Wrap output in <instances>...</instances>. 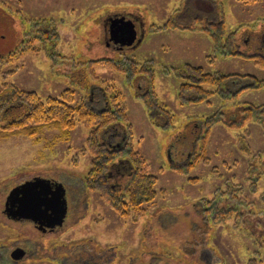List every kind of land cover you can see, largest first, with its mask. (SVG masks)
Returning a JSON list of instances; mask_svg holds the SVG:
<instances>
[{
    "label": "rangeland",
    "instance_id": "374dc122",
    "mask_svg": "<svg viewBox=\"0 0 264 264\" xmlns=\"http://www.w3.org/2000/svg\"><path fill=\"white\" fill-rule=\"evenodd\" d=\"M198 14L224 19L227 31H239L237 53L216 50ZM120 15L137 32L124 48L109 43V23ZM170 20L183 25L166 27ZM50 28L57 36L45 48L25 36ZM0 54L12 56L2 70H15L7 79L0 75V91L16 86L45 100L73 88L77 99L88 97L97 110L113 93H123L133 146L158 175V194L145 214L123 216L83 181L94 158L85 124L78 122L68 137L48 127L36 136L0 131V264H264V120L244 119L241 108L264 104V84L248 77L201 102L178 97L184 80L178 69L186 64L264 80V67L253 59L264 56V0H0ZM131 61L151 68L152 85L150 73L128 76L121 66ZM150 86L170 120L157 108L148 111L143 96ZM217 112L218 121L204 133L200 120ZM122 124L104 138L123 142ZM195 152L205 159L191 167ZM37 176L68 188L66 224L43 235L4 213L10 191ZM231 182L242 187L253 208L204 222L199 202L220 195ZM20 245L28 254L15 261L10 253ZM83 251L85 260L73 259Z\"/></svg>",
    "mask_w": 264,
    "mask_h": 264
},
{
    "label": "trees",
    "instance_id": "16d2710c",
    "mask_svg": "<svg viewBox=\"0 0 264 264\" xmlns=\"http://www.w3.org/2000/svg\"><path fill=\"white\" fill-rule=\"evenodd\" d=\"M242 1L254 3L258 0ZM195 16L196 19L204 22L201 23L204 24L203 30L211 36L216 50L237 53L234 50L237 48L239 31H227L224 19L209 20L208 16L210 15L200 16L198 14ZM179 25L183 24L170 20L166 27ZM39 29L35 31H39ZM34 32L27 31L25 36H33L34 40L41 42L43 48L47 44H53L57 36L56 31L51 28L40 34L36 33L37 36L33 34ZM7 55L0 54V75L5 79L15 72V70L10 72L2 70V67L12 57ZM253 59L258 65L264 67V56L258 54L253 56ZM121 67L133 79L144 73H150V85H152L154 74L150 67L142 64L139 68V63L136 62H132L130 65L124 63ZM178 70L181 79H184L178 87V97L183 102H186L185 100L201 102L211 94L221 92L223 86L228 85L229 82L233 83L235 80L248 77L253 83L264 84V80L258 79L255 75L221 71L207 72L202 66L192 64H186ZM150 88L143 96L148 111L151 112L157 108L170 120L172 114L164 108V105L161 106L154 89L152 90L151 86ZM189 92L195 94V97H191L190 100L187 97ZM123 95L121 92L113 93L108 105L97 110L90 104L88 97L77 99L76 91L73 88L65 89L60 96H50L44 100L36 91L21 90L16 86H5V89L0 91V121L4 122L0 126V131L6 135L22 133L36 136L42 128L48 127L59 129L63 136L68 137L78 122L85 124L90 128L88 147L94 155L92 166L83 179L85 185L92 190L100 191L119 214L140 217L145 214L146 205L153 203L157 197L158 175L150 171V163L146 155L133 146V127L129 121ZM241 108L243 109L242 115L245 114L244 119L264 120V104H248ZM9 111L12 112V115L6 116ZM217 115L218 112L200 120L203 122L204 133L209 132V127L218 121L219 116ZM121 122L127 128V134H125L123 142L114 145L111 138L106 140L104 135L111 130L112 126ZM204 126L207 130H204ZM204 159L205 156L202 152H195L189 166L192 167V164L194 166ZM192 180H198V178L195 177ZM231 183L226 190H221L220 195L216 194L212 198L202 199L199 202L204 222H222L223 219H228L227 217L231 214L240 215L253 208L251 207L253 202L241 195L244 191L242 187ZM238 201L242 203L240 210L235 207L238 205Z\"/></svg>",
    "mask_w": 264,
    "mask_h": 264
},
{
    "label": "water",
    "instance_id": "95a60500",
    "mask_svg": "<svg viewBox=\"0 0 264 264\" xmlns=\"http://www.w3.org/2000/svg\"><path fill=\"white\" fill-rule=\"evenodd\" d=\"M125 33L129 36L122 45L132 44L137 38L133 21L124 16L112 19L111 39L118 42L117 35ZM5 207L8 216L15 220H30L41 227L63 226L69 208L67 188L61 181L37 176L14 187L6 198ZM24 254V249L19 248L12 255L20 259Z\"/></svg>",
    "mask_w": 264,
    "mask_h": 264
},
{
    "label": "flooded vegetation",
    "instance_id": "af4514ba",
    "mask_svg": "<svg viewBox=\"0 0 264 264\" xmlns=\"http://www.w3.org/2000/svg\"><path fill=\"white\" fill-rule=\"evenodd\" d=\"M118 17H122V15H120V16H118ZM115 18H116V17H115ZM112 19H114V18H112ZM111 22H112V20L110 21L109 26L111 25ZM125 31H126V29L124 30V32H125ZM128 36H129V35H128L127 33H125V34H118V35H117V39H119L121 42H120V41L115 42V41L112 40L111 37H110L109 43L113 42V43H115L116 46H118V47H120V48H124V45H125V44L122 45V42H126ZM109 43H108V44H109ZM67 197H68V188H67ZM3 210H4V209H3ZM68 211H69V208H68ZM4 213L6 214V216H7L8 218H10L5 210H4ZM68 215H69V213L67 214V216H68ZM10 220H12V221L15 222V223H20V225H23L22 227H24V228H31V229H34L36 232H38L37 230H40V231L42 232V235H43V234H46V233H51V232L57 231V230H59V228H61V226H56V227H52V226H44V227H41L40 224L35 223V222H33V221H30V220H15V219H12V218H10ZM66 220H67V219H65V221H66ZM65 224H66V222H64L63 225H65ZM19 248H21V249L23 248L24 251H25V254H24V256L22 257V259L28 254V249L25 248L24 246H21V245H20V247L16 248V250H14V251H12V253H10V256H11L12 258H14L12 254H13L14 252H17V250L19 251ZM86 257H88V255H86V253L83 251V252L79 253L77 256L75 255V257H73V259H75V260L84 259V260H85ZM20 259H21V258H20ZM88 259H89V258H88ZM14 260L17 261V260H19V259H15V258H14Z\"/></svg>",
    "mask_w": 264,
    "mask_h": 264
}]
</instances>
